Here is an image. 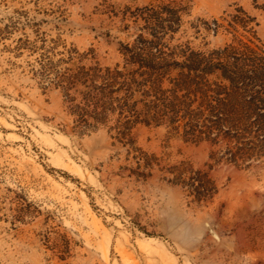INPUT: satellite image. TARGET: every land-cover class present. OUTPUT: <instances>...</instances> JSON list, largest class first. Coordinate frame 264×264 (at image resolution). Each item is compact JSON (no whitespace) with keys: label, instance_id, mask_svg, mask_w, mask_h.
Returning <instances> with one entry per match:
<instances>
[{"label":"rangeland","instance_id":"rangeland-1","mask_svg":"<svg viewBox=\"0 0 264 264\" xmlns=\"http://www.w3.org/2000/svg\"><path fill=\"white\" fill-rule=\"evenodd\" d=\"M157 1L0 0V264H264V156L165 127L139 126L127 145L74 132L58 72L90 49L121 62L125 14ZM176 1L173 43L232 42L204 22L240 9L252 21L237 35L264 41V0Z\"/></svg>","mask_w":264,"mask_h":264},{"label":"trees","instance_id":"trees-1","mask_svg":"<svg viewBox=\"0 0 264 264\" xmlns=\"http://www.w3.org/2000/svg\"><path fill=\"white\" fill-rule=\"evenodd\" d=\"M239 12L227 26L217 19L214 27L204 22L215 34L221 28L234 34L232 42L208 50L190 41L173 43L186 24L185 7L176 0L126 13L131 23L125 29L134 28L135 38L121 43V62L102 65L90 49L80 56L90 63H73L57 74L74 132L107 128L127 145L139 126L165 127L193 143L233 144L248 160L263 157L264 41L237 35L241 28L249 32L252 21Z\"/></svg>","mask_w":264,"mask_h":264}]
</instances>
